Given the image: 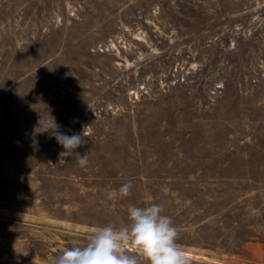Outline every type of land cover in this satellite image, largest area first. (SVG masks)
<instances>
[{
  "label": "rangeland",
  "instance_id": "374dc122",
  "mask_svg": "<svg viewBox=\"0 0 264 264\" xmlns=\"http://www.w3.org/2000/svg\"><path fill=\"white\" fill-rule=\"evenodd\" d=\"M148 203L192 264H264V0H0V264Z\"/></svg>",
  "mask_w": 264,
  "mask_h": 264
},
{
  "label": "clouds",
  "instance_id": "9594fccd",
  "mask_svg": "<svg viewBox=\"0 0 264 264\" xmlns=\"http://www.w3.org/2000/svg\"><path fill=\"white\" fill-rule=\"evenodd\" d=\"M40 133H47L63 147L60 161L71 157L80 167L88 164V154L75 150L84 143L82 134L71 136L60 131L55 117L49 115L39 121ZM38 147V141L33 140ZM132 184H122L119 189L107 193L109 200L123 199L131 195ZM128 223L98 227L88 235L87 242L66 248L56 256L52 264H192L189 255L179 246V232L172 218L164 214L158 203L145 206L129 205Z\"/></svg>",
  "mask_w": 264,
  "mask_h": 264
}]
</instances>
